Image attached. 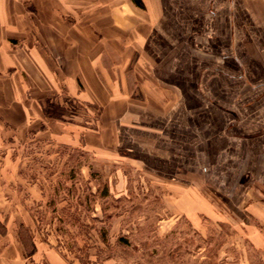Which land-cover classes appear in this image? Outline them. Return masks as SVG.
<instances>
[{
	"label": "crops",
	"instance_id": "obj_1",
	"mask_svg": "<svg viewBox=\"0 0 264 264\" xmlns=\"http://www.w3.org/2000/svg\"><path fill=\"white\" fill-rule=\"evenodd\" d=\"M62 94L85 110L53 115ZM28 141L166 180L168 192L150 186L168 213L157 235L198 218L190 192L175 194L191 176L234 217L264 224V0H0V264H80L36 229L42 190L8 164ZM194 196L199 214L212 211Z\"/></svg>",
	"mask_w": 264,
	"mask_h": 264
},
{
	"label": "rangeland",
	"instance_id": "obj_2",
	"mask_svg": "<svg viewBox=\"0 0 264 264\" xmlns=\"http://www.w3.org/2000/svg\"><path fill=\"white\" fill-rule=\"evenodd\" d=\"M60 101L62 107L53 105L48 110L53 115L70 116L85 110L65 94ZM98 114V109H94L88 117L84 115L89 126L95 127ZM9 160L8 164L16 167L20 182L42 190L46 206L41 210L32 206L38 220L36 229L50 235V240L74 262L264 264V238L257 241L253 237L257 232L264 235V224L252 217H234L219 192L198 177L189 178L190 188L175 184L176 196L190 192L192 213H198V218H179L167 233L160 228L157 235L156 220H166L168 213L159 198L151 197L161 190L152 191L150 186L156 189L159 184L168 192L167 182L141 163L127 160L125 172L113 176L104 173L102 163L81 149L36 141L14 143ZM115 182L117 189L113 187ZM194 194H199L212 211L199 214ZM116 225L119 227L114 228ZM162 225L165 231L167 226Z\"/></svg>",
	"mask_w": 264,
	"mask_h": 264
}]
</instances>
